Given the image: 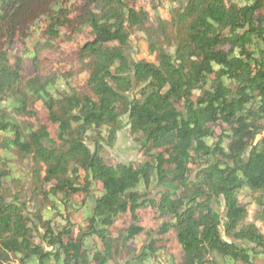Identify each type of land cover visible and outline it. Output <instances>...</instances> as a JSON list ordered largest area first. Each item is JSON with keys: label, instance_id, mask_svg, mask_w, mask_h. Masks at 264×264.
<instances>
[{"label": "trees", "instance_id": "trees-1", "mask_svg": "<svg viewBox=\"0 0 264 264\" xmlns=\"http://www.w3.org/2000/svg\"><path fill=\"white\" fill-rule=\"evenodd\" d=\"M162 1L0 0V264L264 261V0Z\"/></svg>", "mask_w": 264, "mask_h": 264}, {"label": "rangeland", "instance_id": "rangeland-1", "mask_svg": "<svg viewBox=\"0 0 264 264\" xmlns=\"http://www.w3.org/2000/svg\"><path fill=\"white\" fill-rule=\"evenodd\" d=\"M168 0H163L160 9H158L159 14L165 20H169V13L167 10ZM146 10L149 13L151 25L153 26L154 20L158 15V12L152 10L149 5L146 6ZM147 36L143 32H134L131 37V44H130V51L128 53V57L131 61H138V60H147L153 62L154 56L148 55L147 51ZM166 51L173 55V48H165ZM17 55L20 56V50L17 52ZM46 58V59H45ZM13 63V60H12ZM38 67H40V73L44 76L49 75V72L52 68L57 67V61L53 59V57H47L45 55L40 56V60L38 61ZM24 75L26 78L32 77L34 75V69L32 66L31 60L24 61ZM102 158L110 163L117 164H137L138 162L142 161V156L140 155V146L138 142L134 138L131 137L129 132V126L127 121V116H124L120 120V130L117 132L116 141L111 147L102 148L101 153ZM27 167L22 168V172L26 175L29 174V161L26 162ZM29 182V179H28ZM29 191V190H28ZM248 214V222H254V208L251 207ZM218 211L221 212L222 208L219 207ZM83 217V214L81 215ZM80 217V218H81ZM80 219L79 221H81ZM61 220L59 218H54L53 223H58ZM259 230L264 234V228L261 226L260 222L255 223ZM37 243H40L39 239L36 240ZM254 264H264L263 260H257Z\"/></svg>", "mask_w": 264, "mask_h": 264}, {"label": "water", "instance_id": "water-1", "mask_svg": "<svg viewBox=\"0 0 264 264\" xmlns=\"http://www.w3.org/2000/svg\"><path fill=\"white\" fill-rule=\"evenodd\" d=\"M91 203H92L93 207H95V205H96V201H95V199L93 198V196H91Z\"/></svg>", "mask_w": 264, "mask_h": 264}]
</instances>
